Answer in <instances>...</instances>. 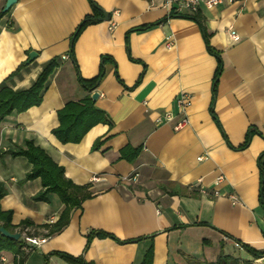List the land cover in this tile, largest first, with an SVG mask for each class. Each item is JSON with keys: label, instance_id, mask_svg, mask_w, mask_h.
Returning <instances> with one entry per match:
<instances>
[{"label": "crops", "instance_id": "0c3cea01", "mask_svg": "<svg viewBox=\"0 0 264 264\" xmlns=\"http://www.w3.org/2000/svg\"><path fill=\"white\" fill-rule=\"evenodd\" d=\"M92 1L108 19L79 34L74 59L70 37L93 13L89 0H17L0 20V87L26 89L48 60L59 61L39 105L0 122V182L6 187L0 207L12 211L16 229L28 219L33 225L25 229L47 239L27 252L24 264H43L50 251L82 255L93 264H138L150 246L152 264H216L221 251L237 257L239 264H264V255L255 257L241 247L264 250L259 195V164L264 166V0H236L196 13L222 63L214 97L217 58L207 50L191 14L127 34L169 15L165 0ZM4 3L0 0V10ZM229 30L238 34L237 41ZM30 51L36 56L27 61ZM102 55L110 56L115 66L106 64L104 77L88 92L79 78L95 77ZM93 92L98 93L94 107L112 125L98 123L80 142L61 143L51 132L59 124L57 111L67 102L91 98ZM183 93L190 98L189 124L174 130L173 123L182 117L177 99ZM165 112L174 120L157 124L155 118ZM107 136L99 149H91L93 141ZM26 140L42 147L73 183L88 185L91 191L71 211L67 227L51 236L44 235L42 225L55 222L63 204L54 193L45 201L35 200L40 179L24 180L31 165L6 153ZM127 144L142 147L131 163L118 159L119 149ZM90 230L131 241L94 238L84 250ZM1 254L13 264V254ZM49 263L65 264L55 256Z\"/></svg>", "mask_w": 264, "mask_h": 264}, {"label": "trees", "instance_id": "16d2710c", "mask_svg": "<svg viewBox=\"0 0 264 264\" xmlns=\"http://www.w3.org/2000/svg\"><path fill=\"white\" fill-rule=\"evenodd\" d=\"M92 6L93 13L91 15H86L77 25L74 33L70 37V51L69 54L72 59H74L73 53V45L79 36V34L87 28V26L98 22L100 19L107 14L103 11L99 6H97L92 0H89ZM9 10L2 12L0 10V20L1 18L7 14ZM178 15L170 12L169 15L164 17L159 22L153 24L141 25L139 27L133 28L127 32L133 30H144L149 28L154 24H159L164 22L168 18L176 17ZM187 16V15H186ZM194 18L198 24L200 25L201 31L204 34L205 43L207 46V50L209 53L215 55L217 58V66L214 73L213 78V97L215 94V88L217 84L218 76L222 69V63L219 57V54L216 53L208 42V34L202 22L198 19L197 14L189 16ZM127 34L125 36V41L127 42ZM126 48L128 51V42L126 43ZM111 62L114 66L115 63L110 58V56L102 55L98 74L91 79H83L79 78V82L82 87L88 92L93 91L101 79L104 77L106 73V64ZM59 61L57 57H53L48 60L42 67L41 72L38 74L33 83L26 89L22 90H13L6 85H1L0 87V122L6 118L7 115L15 112L19 113L27 110L32 106H37L41 102L42 92L45 88V83L48 77L53 73V71L58 66ZM22 66V65H21ZM77 71V69H76ZM116 78L120 81L117 72L115 71ZM121 82V81H120ZM90 95H87L82 100L79 101H70L67 102L60 110L57 111L58 118V126L52 129V134L59 140L61 143H77L80 142L83 136L91 129V127L95 126L98 123L107 124L109 126L112 125L111 120L105 114V112L94 107V102L90 100ZM211 115L216 120L214 113L211 107ZM111 136H107L105 138H97L93 141L91 145L92 150L99 149L106 140H108ZM246 142L243 144V146ZM242 146V147H243ZM142 150L141 146L133 147L131 145H125L119 149L118 159L125 160L129 163L135 161ZM7 155H11L12 157L21 156L26 159L31 165V169L24 177V180L39 178L41 181V189L37 192V194L33 197L35 200L45 201L47 195L50 193H54L58 196L59 200L63 204V209L59 214L58 219L50 224H43L42 228L46 230V236H51L55 233L60 232L63 228L67 227L69 223V218L71 211L73 209L80 208L81 202L91 196V191L88 189V185H77L73 183L69 178L65 176L64 169L62 166L58 165L46 151L36 145L32 140H26L22 145H15L12 148L7 149ZM261 170V186H260V200L264 205V166L261 162L259 164ZM6 187H4L3 183L0 182V200L5 195ZM11 216L12 211L6 210L3 211L0 207V225L9 232H19L20 234L28 225H33L31 221L25 219L20 222L19 228L16 229V226L11 224ZM31 235L29 231L26 232ZM86 237V242L84 246V250H86L92 240L94 238L102 239V238H111L116 240L119 243L130 242L131 240H119L115 238L112 234H109L103 230H90ZM138 239V238H137ZM139 240V239H138ZM23 246V242L21 236L14 240L0 234V253L2 252H10L13 255H18V257L14 256L13 264H24V261L27 256V252L21 250ZM241 247L252 254L255 257H261L264 255V250L258 251L253 248H250L248 245L242 244ZM51 256H55L61 259L65 264H93L91 262L86 261L82 255L73 256L71 254H67L66 252L61 251H50L43 256V264H50L49 258ZM152 248L151 246L146 249L144 252L140 262L138 264H152ZM245 263V262H244ZM216 264H239V259L237 257H233L231 255L225 254L222 251L219 253L217 257Z\"/></svg>", "mask_w": 264, "mask_h": 264}, {"label": "built area", "instance_id": "2783aa9c", "mask_svg": "<svg viewBox=\"0 0 264 264\" xmlns=\"http://www.w3.org/2000/svg\"><path fill=\"white\" fill-rule=\"evenodd\" d=\"M236 0H165L164 5L169 8V13L172 12L176 15L188 13L191 15L196 14L201 8L210 9L212 7H215L220 4H227L232 3ZM229 35L232 38V40L237 41L239 39L238 34L234 30H229ZM166 46L169 47L171 44L169 41H167ZM177 104L179 107V110L182 114V117H180L177 121L173 123V129L179 130L180 128H183L189 124L188 117L186 115V108L190 104V98L187 96V94L183 93L181 94L177 99ZM174 120V115H172L170 112H165L164 114H160L155 118V122L157 124H162L166 122H171ZM202 157H199L200 160ZM135 177H124L123 180H134ZM219 180V178H218ZM27 229H24L23 232L20 234L23 246L21 247V250L26 252H30L32 247H39L42 244L46 242V237L42 236H33L26 233ZM15 257H18V255H14ZM0 264H8L6 262V258L0 253Z\"/></svg>", "mask_w": 264, "mask_h": 264}, {"label": "water", "instance_id": "95a60500", "mask_svg": "<svg viewBox=\"0 0 264 264\" xmlns=\"http://www.w3.org/2000/svg\"><path fill=\"white\" fill-rule=\"evenodd\" d=\"M16 1L17 0H5V3L3 4L1 11L5 12V11L9 10L14 4H16ZM107 19H108V15L105 14L104 20H107ZM35 56H36V52L30 51L28 53V60L27 61H31ZM97 97H98L97 92H93L91 94V100H95ZM0 234H2L5 237L14 239V240H16L20 237L19 232H9V231L5 230L1 225H0Z\"/></svg>", "mask_w": 264, "mask_h": 264}]
</instances>
